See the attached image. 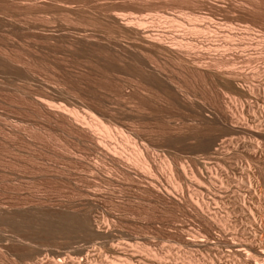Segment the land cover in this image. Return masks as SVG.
Instances as JSON below:
<instances>
[{"label":"rangeland","instance_id":"374dc122","mask_svg":"<svg viewBox=\"0 0 264 264\" xmlns=\"http://www.w3.org/2000/svg\"><path fill=\"white\" fill-rule=\"evenodd\" d=\"M262 10L264 11V0H0V264H73L75 262L77 264L82 258L84 264H87V261H91L90 264H133L134 262V264H157L158 256H162V259L168 257L166 260L172 262L179 261L176 264L238 262L236 258L231 260L229 252L227 253L229 247H223L227 236L220 233L217 227L206 226L200 218V220L197 219L192 206L190 207L187 202L178 205L176 200L171 198L172 196L164 195L158 190L155 191L156 193L151 191L146 186L145 178L140 175L131 176L125 171L124 174L122 169L117 170L110 157L100 154V150L98 152L96 149L98 147L90 141L88 135L87 138L83 131L73 128L61 114L57 115L56 112L47 110V107H43L46 105L42 106L43 103L38 99L45 98L55 105L75 106L78 110L81 109L82 114L92 109L103 120L106 119L104 120L106 124H113L111 125L113 128L115 126L124 129V134H117L120 142L126 141L123 135H129L133 137V140L146 143L148 146L144 145L150 151L158 153L161 158L164 152L170 151L168 158L170 161L172 157L170 162H173L174 152L182 149L180 153L186 154L190 147L192 148L194 144L196 146L203 131H209L212 127H206L207 129L194 127L193 117L191 115V120L189 116L190 111L163 91L157 92V96L154 94L150 96L147 92L141 93L132 88L130 84L136 80V74L131 68L133 61L127 58L126 61L121 62L119 58L121 55L104 44L140 42L134 33L114 23L113 13L134 18L133 21L140 18L146 19L145 24L155 23L157 28L164 29L166 33L184 31V29L186 31V28L197 20L196 18L200 20L207 16H211L221 25L224 24V27L249 24L257 37V42L249 47L250 49L253 46L252 51L251 49L249 51H259L262 48L258 49V47H263V54H257L256 57L251 58L234 55L235 60L243 70L246 68V70L255 68L262 70L264 69V12ZM86 43L98 44L94 46ZM200 53L202 54L199 57L205 61L206 58L207 61H211L206 51ZM173 59L164 55L161 60L158 59L160 60L158 63L161 64L160 67L164 69V73L166 72L169 77L172 76V79L175 78V83L183 85L185 90L189 88V92L199 94L200 98L205 96L203 98L210 103L214 102L212 96L221 95V86L204 83L202 74L197 73L195 77L191 69L180 64L177 59H174L176 61ZM252 63L255 64L254 67ZM67 91L71 93L68 94ZM244 105L246 109L247 105ZM213 131L215 132V129L210 130L209 134L213 135ZM197 133L198 136L201 134L198 138ZM237 154H234L235 158L231 157L232 160L236 159V156L238 159H243L242 161L246 159L245 162L250 160L245 154L241 153L242 157L240 153V155ZM102 158H104L103 161ZM96 160L99 166L95 168L93 164ZM260 166L262 169L256 170L257 180L261 188V190L259 188L260 193L264 194V164ZM164 170L162 175L157 173V178L161 182L157 181L160 186L158 187L174 188V184L172 186L171 182L167 181L169 172ZM184 188L187 192V187ZM80 207L89 211L92 218H100V222H103L105 227L108 226L112 234H109L111 238L106 236L107 238L92 239L89 234L81 232V229L74 225L77 223L67 216L70 212L74 215V211ZM108 223L111 224L108 225ZM203 228L207 230L210 228L209 231L215 233L210 234ZM203 231L213 236L211 237L213 240ZM202 233L206 237L202 236ZM196 234L203 238L199 236L198 238H201L199 240L197 236L194 237ZM190 237L198 239L201 246L199 242V245H190L187 242ZM218 239L220 243L226 240L224 244H219ZM92 243H96V248L91 246ZM214 243L217 248L209 246ZM112 244L119 245L120 252H114ZM84 246L95 249V252L91 250L89 259H86L85 253L84 258L81 250L79 251ZM213 249H217L215 254ZM133 253L136 255L131 256ZM40 256L44 259L42 263L39 261ZM217 256L222 257V262ZM70 257H73L74 262Z\"/></svg>","mask_w":264,"mask_h":264},{"label":"bare ground","instance_id":"6f19581e","mask_svg":"<svg viewBox=\"0 0 264 264\" xmlns=\"http://www.w3.org/2000/svg\"><path fill=\"white\" fill-rule=\"evenodd\" d=\"M210 2H212V1H210ZM215 4H216V2H215ZM229 7H231V6H229ZM252 10H254V9H252ZM119 14L113 13L112 19H113L114 23L116 22L118 25H120L121 28H123L124 30H127L129 32H132V34L134 33L138 37V39H139L138 41L140 43H136V41L134 40L135 41L134 43H105L104 45H107V47L109 46L111 50L113 49L116 52H118L119 55H121V56L119 57V55H118L117 57L120 58L121 62H122V60H123V62H124V60L126 61L127 58H129L130 60L133 61L132 62L133 65L131 64L132 65L131 68L133 69V71L136 74V75L134 74L136 77V80L135 81L131 80V81H134V83L131 82V84H130V85H132V88H134L135 90H137L141 93L147 92V94H149L150 96H151V94H154L157 96V92L163 91L166 95H168L171 98L173 97L174 99L177 100V102L180 105H182V106L184 105L190 111L191 114L189 113V116H190V119L193 117L192 119L194 121V125H195L194 127H196V128L200 127V129H203V127H205V128L206 127L207 128L212 127L211 129H209V131L215 129V132L213 131L214 134L211 135V133L209 134L208 130H206V131L204 130L205 132L202 130L203 133H202V131L200 132V133H202V136L200 137L201 134L198 136V133H197V135H196L197 138L198 137H200V138L198 141L196 140L198 142L196 144V146L194 144L195 147L192 145L193 147L191 148L190 145H188L186 143V145H188V147H190V150L186 151V154L180 153V151L182 152V149H180V151L178 150L179 152H177V151L174 152L173 153L174 155L172 154L174 156L173 157L174 160H172L173 162H170L172 159V157H171V159L169 161V158H168V156H170L169 154L171 153L170 151H166V153L164 152L162 155L163 158H161V156L158 153L156 154V152L154 153L153 151H150V149L147 147L148 145L146 143H144V144H146L147 146H145L143 143H141L142 141L138 142L139 140H135V139L133 140L132 139L133 137L131 138L129 135H123L124 129H122V128L119 129L115 126L113 128L112 127L113 124H111V123L110 124L112 126L109 124H106V122H104V120H106V119L103 120L102 117H99L97 115V113L95 114L92 111V109L87 110V111L85 110L86 114H82L83 112L82 113L80 112L81 109L78 110L77 108H75V106L69 107L67 105H62V104L61 105L60 104L55 105V104H52L53 102H51L49 100L47 101L45 98H39L38 100L41 103H43L42 106L44 104L46 105L43 107H47V110L50 109L51 111L56 112L55 114H57V115L61 114L65 118V120L73 128L78 129L81 132L83 131L86 134V136L88 135L90 137L89 138L90 141H92V143L94 142L95 146L98 147V148H96V149H98V152L100 150V152H99L100 154H102L103 156H107V158L110 157L109 159L113 161L114 165L117 167L116 168L117 170L122 169L123 173L125 171L128 174H130L131 176L136 175V177H137V175H140V176L144 177L145 178L144 180L147 182L146 186L148 189H150L151 191H154V192L155 191L157 192V190H158L159 192L163 193L164 195L172 196L171 198H174V200H176L175 202H177L178 205H181V203L184 204L185 202H187L189 204V206L190 207L192 206V208L195 210L194 213H195L196 217H198L197 219L200 218L204 223H206V226L212 225L211 227H213V226L217 227L219 229V231H221L220 233L227 236V240L225 239L226 243L224 244L225 240H223L224 242L223 243L221 242V243L224 244L223 247L224 246H225V248H226V246L229 247L228 248L229 250L227 251V253L229 252V256L232 258L231 260L233 261L235 258L239 260L238 262L234 261L233 264H264V194L260 193L261 188L258 186L259 181L257 180V178H258L257 171H260L262 169L260 165L264 164V143H263V141H264V69H262V70L259 68H255L252 70L248 69L249 72H247L248 71V70H246L247 68L246 69L244 68L246 70L245 71V70H243V68H241L237 65V62H236L235 56H234V55H239V56H243L245 58H251L253 56L256 57L257 54H259V55L263 54L262 53L263 47H260V48L258 47V49L262 48L259 51L254 50L255 52H251L253 49V46H252L251 47L252 49L250 48L251 51H249L250 45L257 42V37L255 35L256 32L253 31L252 26H250L249 24H246V25L244 24L243 26H237L234 24V25H229V27H224L223 26L224 24L221 25V23L215 22L211 16L208 17L206 15L207 17H203L200 20L198 18H196L197 20H195L193 24L191 23L192 25L189 28L187 27L186 31L184 29V31H178V32L176 31L173 33H166V31H164V29L162 30L160 28H157L158 26L155 23L154 24L153 23L145 24L146 19L144 20L143 18H140V19H136L135 21H133L134 18L132 19L131 17L121 16ZM117 24H116V26H117ZM182 25H183V23H182ZM240 25H241V22H240ZM257 36H258V34H257ZM86 44L97 45L98 43H86ZM95 48L97 49V47H95ZM215 50H216V52H214ZM199 51L200 52L206 51V53H208L209 57L211 58L210 59L211 61H209V60L207 61V58L205 61L204 59H202V57H199V55L202 54ZM198 52H199V54H198ZM164 55L166 57H170V59L174 58V59H177L178 61H180V64L182 63L183 65H185V67L187 66L189 69H191L193 71V72L192 71L191 72L194 73L193 74L194 76L195 75L197 76V73L202 74L203 75L202 78H203L204 83L216 84L217 86H221L222 87L221 95L215 94L214 96H212L214 98L213 99L214 102L210 103V102L206 101V98H203L205 96H203V97L201 96V98H200L198 96L199 94L195 95V93L193 94V93L188 91V90H190L189 88H188V90H185L184 89L185 87H182L183 85L181 86V85L177 84V82L175 83L174 82L175 78L172 79L173 78L172 76H171L172 77L171 78L166 74V72L164 73V69L162 70L160 67L161 64L159 65V63H158L161 60V57L163 58ZM6 58H7V56H6ZM158 59H160V60L158 61ZM168 60H169V58H168ZM174 61H176V60H174ZM1 62H3V60ZM4 64H5V62H4ZM117 64L118 63H116V65ZM252 65L254 67L255 64L252 63ZM128 67H130V66H128ZM198 77H200V76H198ZM182 79H183V77H182ZM188 80H189V77H188ZM122 82H124V80ZM178 83H179V81H178ZM50 88H52V87H50ZM217 90H218V87H217ZM137 91H135V92H137ZM67 92H69V91H67ZM139 92H138V94H139ZM60 93H62V92H60ZM70 93L71 92H69L68 94H70ZM203 93H204V91H203ZM145 94H144V96H145ZM45 95H47V94H45ZM57 98H59V97H57ZM130 98H131V96H130ZM143 99H144V97H143ZM166 99H168V98H166ZM147 100H149V99H147ZM211 101H212V99H211ZM150 102H153V101L150 100ZM244 104L247 105L246 109L244 108V106H245ZM83 109H85V108H83ZM101 110H103V109H101ZM107 113H109V112H107ZM112 113H114V112H112ZM135 115H137V114H135ZM191 115H192V117H191ZM188 119H189V117H188ZM174 123H176V122L174 121ZM192 125H193V123H192ZM122 127H123V125H122ZM194 127L192 126V128H194ZM196 128H195V130H196ZM200 129H198V130L200 131ZM74 131H77V130H74ZM70 133H72V132H70ZM119 133H123L122 135L124 136V139L126 140L124 143L120 142V139L118 138L119 136H117V134L119 135ZM127 134H128V132H127ZM88 136H87V138H88ZM120 136H121V134H120ZM189 136H190V134H189ZM153 138H154V136H153ZM164 139H166V138H164ZM143 142H145V141H143ZM184 142H186V141H184ZM157 144H158V142H157ZM86 145H87V143H86ZM188 147H185V148L189 149ZM70 149H72V148H70ZM71 152H73V151H71ZM239 153L247 155V159L249 157L250 160L245 162V160H246L245 155L243 157L245 159L244 161H242L243 159H241V158H240L241 160L238 159L237 156H236V159L232 160L231 157L235 158L234 154L240 155ZM242 154H241V157L243 156ZM99 158H100V156H99ZM103 159L104 158H102V161H103ZM95 162H96L95 164H93L92 162L91 163L96 168L99 166V164L97 163L98 162L97 160ZM108 164H109V161H108ZM105 167H103V168H105ZM111 169H113V167ZM116 169H114V170H116ZM164 169H166L169 172L168 174H170V175L168 176V174H167L169 180H167V181H170L171 185L174 184V188L172 187L171 189H169V187L167 188V186L166 187L161 186L162 189L159 188L160 186L157 183L158 182L161 183V182L157 178L158 177L157 173L162 175L163 172L165 171ZM122 170H120V171H122ZM92 172H94V171H92ZM113 173H114V171H113ZM260 173H258V174H260ZM109 174H110V172H109ZM104 175H102V176H104ZM261 175H263V174H261ZM93 176H94V174H93ZM127 176H129V175H127ZM108 177H110V176H108ZM121 177H122V175H121ZM116 178H118V177H116ZM123 178H124V176H123ZM133 178H131V179L133 180ZM164 178H166V176H164ZM128 179H129V177H128ZM93 180H95V179H93ZM136 183H138V182H136ZM163 184H164V182H163ZM184 187H187V189H188L187 192H185L186 190L184 191V189H185ZM259 188H260V190H259ZM172 189H174V190H172ZM170 190H172V191H170ZM89 202H91V201H89ZM92 203H94V202H92ZM146 203H148V202H146ZM187 205H186V207H187ZM79 206H81V205H79ZM72 208H73V206H72ZM64 211H63V213H64ZM88 212L89 211H87L84 207L83 208L80 207L74 211V213H73L74 215H71V212H70V215H67V216L72 218L73 221L77 223L74 225L75 226L77 225L78 228L81 229V232L83 231V232L89 234V236L92 237V239L94 237H96V238L97 237H104L105 238L106 236H109L111 238V236L109 235L111 233L108 229V226L105 227L106 225H103V222L102 223L100 222L101 221L100 218L99 219H95V217L92 218L93 216H91V213H88ZM192 216H193V214H192ZM103 217H104V215H103ZM72 219H70V220H72ZM70 223H71V221H70ZM105 223H107V221ZM110 224L108 223V225H110ZM68 227H69V225H68ZM116 229H118V228H116ZM203 229L206 230L210 234L213 233L212 231H209L210 228H209V230H207L206 228H203ZM50 231H51V229H50ZM196 231H198V230H196ZM200 231H202V230H200ZM61 232H62V229H61ZM189 233H192V232H189ZM200 233H198V234H200ZM208 233H207V235H209ZM120 234H122V233H120ZM205 234H203L202 236H204ZM216 234H217V232H216ZM71 236H73V235H71ZM199 236L200 235L196 234L194 237L198 238ZM209 236H207V237H209ZM194 237H192L193 239H191V237H190L189 238L190 240L188 238H186L189 240L187 242H189L190 245L192 244L193 246L196 244L199 245L198 239L201 240V238H203V237L200 236L201 238H198V239H194ZM205 237H206V235H205ZM211 237H213V236H210V238ZM216 238H217V236H216ZM207 240H209V239L207 238ZM16 241H17V239H16ZM202 241H203V239H202ZM204 241H206V240H204ZM219 241L220 240L218 239V242ZM213 242H211V243H213ZM205 243H204V245H205ZM208 243H210V242H208ZM221 243L219 242V244H221ZM117 244H115V245L112 244L113 250L116 253L120 252L119 245H117ZM214 244L209 245V246H215V248H217L216 244L215 245ZM89 245H91V244H89ZM99 245H97V246L99 247ZM86 246H88V245H86ZM91 246H94V248H96L95 247L96 243H94V244L92 243ZM110 246H111V244H110ZM200 246H201V243H200ZM202 246H203V242H202ZM206 246H208V245H206ZM98 247H97V249H98ZM103 247H101V248H103ZM112 247H111V249H112ZM189 248H190V246H189ZM139 249L140 248H138V250ZM219 249L221 250L220 247H219ZM91 250H92L91 247H85V246L82 247V249L81 248L79 249V251L83 253V257H84V253H85L86 259H89L88 256H90ZM93 250L95 252V249H93ZM93 250H92V252H93ZM213 250L215 252L211 251V250L210 251L214 252V254H215L217 252L216 251L217 249H213ZM129 252H130V250H129ZM43 253H44V251H43ZM150 253H151V251H150ZM159 253H160V251H159ZM218 253H219V251H218ZM224 253L225 252H223V254ZM79 254H81V253H79ZM206 254H207V252H206ZM135 255L136 254H134V253L131 254V256H135ZM170 255H172V254H170ZM216 255H218V254H216ZM153 256H155V255H153ZM185 256H186V252H185ZM197 256H198V254H197ZM220 256H222V253ZM217 257L220 258L219 256H217ZM41 258L39 260L40 263H42L44 261V259L43 258L41 259ZM70 258H72V260H73V257H70ZM157 258H158L157 259L158 263H161V264H176V262H177V261L172 262L168 259L166 260V258H168V257H163V259H162V256L161 257L158 256ZM129 259H131V258H129ZM185 259H186V257H185ZM24 260H25V258H24ZM82 260H84V259L82 258ZM82 260H81V262H80V260H78L77 264H84V262ZM231 260H230V262H232ZM214 261H216V260H214ZM73 262H74V260H73ZM87 262H88L87 264L91 263V261L90 262L87 261ZM115 262H117V261H115ZM220 262H222V259ZM75 263H73V264H75ZM99 263H101V262H99ZM108 263H110V261ZM202 264H203V262H202ZM212 264H215V263L212 262ZM220 264H222V263H220Z\"/></svg>","mask_w":264,"mask_h":264}]
</instances>
